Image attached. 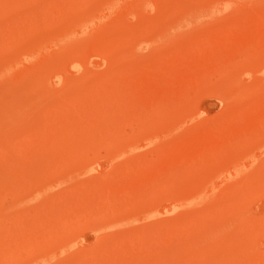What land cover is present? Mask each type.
Instances as JSON below:
<instances>
[{"label":"rangeland","instance_id":"374dc122","mask_svg":"<svg viewBox=\"0 0 264 264\" xmlns=\"http://www.w3.org/2000/svg\"><path fill=\"white\" fill-rule=\"evenodd\" d=\"M221 1L0 0V264H264V0Z\"/></svg>","mask_w":264,"mask_h":264},{"label":"bare ground","instance_id":"6f19581e","mask_svg":"<svg viewBox=\"0 0 264 264\" xmlns=\"http://www.w3.org/2000/svg\"><path fill=\"white\" fill-rule=\"evenodd\" d=\"M138 1V0H137ZM237 1H240L241 2V0H237ZM237 1H235V2H233L232 0H223V1H221V2H223V4H221V2H215L216 4L215 5H213V4H211V6L210 7H206V8H204L203 7V9L202 8H198V9H195V7H194V10H190V12L188 13V11H187V13H188V16L190 17L189 19H190V21L192 22L193 20L192 19H194V21L196 20V19H198L199 17H205L206 15H210L211 13H213V11H214V13H216L215 12V9H214V7H216V6H218V8H219V10H220V8H222L223 6L225 7L226 6V8L225 9H227L228 10V8H231L232 6H227V4L228 3H232L233 5H234V3H237ZM243 1H247V0H243ZM242 1V2H243ZM241 2V3H242ZM29 3V2H28ZM230 3V4H231ZM149 4V3H148ZM218 4H220V6L218 5ZM221 5H222V7H221ZM193 8V7H192ZM191 8V9H192ZM217 8V7H216ZM235 8V7H234ZM214 9V10H213ZM218 10V11H219ZM221 10H224V8H222ZM225 11V10H224ZM229 11V10H228ZM220 12V11H219ZM213 13V14H214ZM218 13V12H217ZM215 15V14H214ZM211 16H213V15H211ZM186 17V16H185ZM202 17V18H203ZM187 18V17H186ZM188 19V20H189ZM189 22V21H188ZM196 22H198V21H196ZM170 25H172L170 28H167L166 30L168 31V32H172V31H174V29L172 30V27H174V25L173 24H170ZM166 30H164V32H166ZM170 30V31H169ZM163 31V30H162ZM164 32H162V33H164ZM168 32H166V33H168ZM162 33H161V35H162ZM170 34V33H169ZM166 35V34H165ZM155 38H157V37H155ZM163 39V38H162ZM144 40V39H143ZM9 106H11V105H9ZM1 111V110H0ZM2 111H3V108H2ZM7 111H8V109H7ZM4 112V111H3ZM2 112V113H3ZM11 112V111H10ZM14 112V111H13ZM15 113V112H14ZM4 115V113L3 114H1V112H0V117H2ZM11 115V114H10ZM7 117V116H6ZM6 117L4 116V118L6 119ZM4 119L2 118H0V123L3 121ZM6 121V120H5ZM2 123H4V122H2ZM197 193H198V191H197ZM195 195L193 194V198L192 199H194L195 197H194ZM202 198V197H201ZM189 200V199H188ZM196 200V199H195ZM201 202V201H200Z\"/></svg>","mask_w":264,"mask_h":264}]
</instances>
